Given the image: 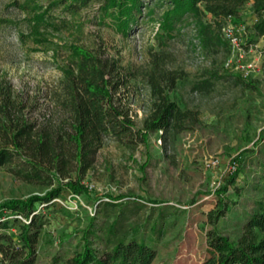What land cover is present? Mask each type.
Returning <instances> with one entry per match:
<instances>
[{
  "label": "rangeland",
  "instance_id": "374dc122",
  "mask_svg": "<svg viewBox=\"0 0 264 264\" xmlns=\"http://www.w3.org/2000/svg\"><path fill=\"white\" fill-rule=\"evenodd\" d=\"M52 1L0 0V19H6L0 28V83L9 84L25 102L30 120L41 123L44 114L55 111L51 92L72 63V53L87 50L119 61L137 76L129 89L120 91L127 94L137 130L144 128L149 98L141 77L159 55L166 60L165 69L180 75L170 98L195 112L197 122L177 134L148 133L145 144L131 149L106 138L94 169L81 182L83 195L66 190L48 207L38 206L48 223L40 233L36 264H69L82 249V231L92 217L100 230L113 222L99 207L110 198H120L116 214L130 208L124 226L130 238L137 235L156 249L152 264H205L211 230L237 241L247 219L264 204V35L251 48L232 54L228 42L204 46L189 14L173 29H162L166 0H140L126 31H121L120 19L103 17L105 0H90L74 12L51 7ZM252 13L247 3L240 18H233L246 26L243 44L250 40ZM205 19L214 22L210 14ZM206 80L212 83L210 90L195 88ZM210 160L218 163L207 167ZM232 160L237 169L228 173ZM48 189L0 167V205ZM222 206L225 215L215 219ZM92 246L105 249L99 239Z\"/></svg>",
  "mask_w": 264,
  "mask_h": 264
},
{
  "label": "trees",
  "instance_id": "16d2710c",
  "mask_svg": "<svg viewBox=\"0 0 264 264\" xmlns=\"http://www.w3.org/2000/svg\"><path fill=\"white\" fill-rule=\"evenodd\" d=\"M89 2L53 0L50 5L74 12ZM166 2L169 6L163 15L162 29H173L189 14L196 19L206 47L227 44L216 27L219 28L222 18L230 15L240 18V8L247 3L252 5L253 22L248 27L249 43L244 47L251 48L264 35V0ZM139 7L140 0H105L102 14L103 17L110 15L120 19L121 31H126L133 19V11ZM207 14L213 17V23L205 19ZM5 22L6 19H0V28ZM72 54V63L51 92L55 111L44 114L41 123L25 115V102L13 95L9 84L0 83V167L8 166L11 173L26 183L50 187L44 194L0 205V264L37 263L40 233L48 223L44 213L38 212V206L48 207L66 190L82 196L85 187L81 182L94 169L106 138L116 139L131 149L145 144L148 133L177 134L197 122L195 112L182 109L170 98L169 91L175 89L180 75L165 69L166 60L160 55L151 59V69L141 77L149 98L143 118L144 128L137 130L136 115L127 101V94L120 95V91L129 89L130 82L137 78L135 73L125 71L117 60L102 58L87 50H76ZM211 86L210 80H206L197 83L195 88L206 91ZM54 182L57 185L52 187ZM119 199L101 201L99 207L103 206L105 217L114 218L113 222L100 230L97 218L92 217L82 231V249L69 264L153 263L156 249L137 235L130 238L129 229L124 226L130 208L124 206L115 213ZM216 213L215 219L224 216L225 206ZM8 216L13 217L5 218ZM11 228H16L17 232H10ZM243 228L244 232L237 241L211 230L207 241L210 256L205 264H264V204H259ZM96 239L104 242L103 252L93 248Z\"/></svg>",
  "mask_w": 264,
  "mask_h": 264
},
{
  "label": "built area",
  "instance_id": "2783aa9c",
  "mask_svg": "<svg viewBox=\"0 0 264 264\" xmlns=\"http://www.w3.org/2000/svg\"><path fill=\"white\" fill-rule=\"evenodd\" d=\"M246 26L244 24H235L233 22V17L222 18L219 24V31H221L226 42L229 43L230 50L232 54L241 52L243 49V41L241 40L242 36L246 33ZM218 163V160H210L206 163L207 167L215 166ZM237 169L236 161L232 160L229 162L227 167L228 173H233ZM75 196H78L74 194ZM59 199L55 198L54 200ZM53 200V201H54Z\"/></svg>",
  "mask_w": 264,
  "mask_h": 264
}]
</instances>
